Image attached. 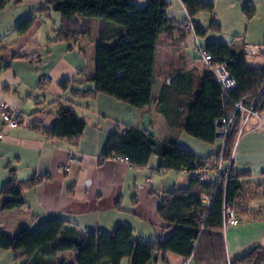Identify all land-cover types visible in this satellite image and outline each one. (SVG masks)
Returning a JSON list of instances; mask_svg holds the SVG:
<instances>
[{
  "label": "crops",
  "instance_id": "crops-1",
  "mask_svg": "<svg viewBox=\"0 0 264 264\" xmlns=\"http://www.w3.org/2000/svg\"><path fill=\"white\" fill-rule=\"evenodd\" d=\"M30 1L28 14L21 17L7 13L5 8L0 11V102L31 120L26 128H5L0 118V190L9 169L14 170L18 181L34 176L42 180L35 187L22 188L23 206L0 211V232L12 236L53 218L66 220L82 231L108 233L116 225L127 223L139 243L148 244L153 256L158 255L153 264H182L180 256L157 252L156 239L168 234L163 231L165 225L157 209L159 195L186 186L188 175L168 169L158 174L156 155L145 167L133 168L116 159L100 161V154L110 134L121 135L128 128L144 130L158 141H172L199 158L216 156L221 141L216 138L213 144H205L168 126L156 109L160 77L154 76L151 101L142 109L103 93L93 95L97 47L100 43L111 44L124 29L101 19L85 22L77 15L65 39H58L60 25L46 33L41 21L51 11H33L43 0ZM131 1L137 5L145 2ZM167 1L166 17L172 28L169 34L159 35L156 58L160 50L169 53V74L174 72L172 66L184 64L187 71L196 69L202 75L206 67L198 59L197 50H204L209 42L225 43L231 53L238 55H243L245 46L264 42V0H201L212 3L213 12H200L193 19L180 0ZM247 2L254 12L246 21L242 8ZM28 17L33 23L26 33L18 34L16 26ZM211 23L237 33L234 37L216 34L208 30ZM195 27L205 35L198 38ZM52 46L57 49L54 56L49 50ZM244 58L249 67L264 68V55ZM62 82L67 83L66 89L61 87ZM73 88L91 94L73 96ZM58 102L70 105L84 121L85 129L78 139H56L42 133V128L55 122ZM231 167L234 173L246 176L240 180L241 189L233 203L238 222L223 229L230 259L256 246L264 248V108L258 117L249 118V126L237 137ZM0 264H15L13 253L0 249Z\"/></svg>",
  "mask_w": 264,
  "mask_h": 264
},
{
  "label": "trees",
  "instance_id": "trees-1",
  "mask_svg": "<svg viewBox=\"0 0 264 264\" xmlns=\"http://www.w3.org/2000/svg\"><path fill=\"white\" fill-rule=\"evenodd\" d=\"M21 0H0V11L9 2ZM190 19L200 12L212 13L213 4L201 0H180ZM167 0H145L137 5L131 0H43L33 11L46 8L61 15L58 39H65V33L75 16L95 18L124 29L118 32L111 44L100 43L97 47L96 71L93 78V95L103 93L130 107L142 109L151 101L153 78L156 75V46L161 33L169 34L171 22L166 17ZM246 19H251L254 8L250 2L242 8ZM33 19L20 22L15 31L24 34ZM208 30H218L211 23ZM195 35H205L200 27L194 28ZM204 51L213 63L226 62L236 88L224 97L215 78L206 69L202 75L196 69L186 70L185 65L174 69L161 82L157 112L162 114L168 126L183 130L187 135L205 144L216 140V122L230 114L233 101L243 99L245 105L264 108V68L249 67L243 55L233 54L225 43L209 42ZM61 87L66 89L67 83ZM73 96H85L90 92L70 90ZM55 122L42 128L43 134L56 139H78L85 129L68 104L58 102ZM239 124L228 132L222 150V159L229 161L227 179H219L217 187L211 183L190 180L184 187L162 192L157 209L164 222L166 236L156 239L158 254L171 252L191 264H261L264 248L256 246L242 256L230 259L223 236L222 210L237 198L241 189L240 180L246 174L233 172L232 151L238 137ZM199 158L193 153L175 146L172 141H158L144 130L128 128L123 134H110L100 154V161L125 157L129 166L143 168L150 157L159 158L158 169L180 172L190 171L208 158ZM264 174V171H263ZM42 177L18 181L14 170H8V179L0 190V211L23 206L21 190L35 187ZM210 198L207 208L201 197ZM234 209V208H233ZM235 211V210H234ZM0 249L13 253L20 264H120L123 258L129 264L156 262L148 244H140L133 229L127 223L116 225L111 232L100 230L82 231L66 220L47 219L35 228L25 227L12 236L0 232ZM70 253V260L67 254ZM163 261V260H162Z\"/></svg>",
  "mask_w": 264,
  "mask_h": 264
},
{
  "label": "built area",
  "instance_id": "built-area-1",
  "mask_svg": "<svg viewBox=\"0 0 264 264\" xmlns=\"http://www.w3.org/2000/svg\"><path fill=\"white\" fill-rule=\"evenodd\" d=\"M190 26V23H187ZM264 55V42L258 45L245 46L243 49V56ZM198 59L205 65L206 69L211 73L218 83L222 95L228 97V95L236 88V82L231 77L227 68L226 62L213 63L212 58L204 50H197ZM233 110L227 116L220 118L216 122V138L222 143L221 154L216 159L208 158L201 162L196 168L180 172L186 173L190 180L199 181L201 183H211L214 187H217L219 179H227L229 174V161L225 162L222 159V150L225 138L230 129L239 124L238 136L242 134L244 129L249 126L250 117H258L259 111L254 108V104L251 106L245 105L243 99L233 101ZM0 118L3 121L5 128H17V127H29L30 116L22 114L17 109H12L6 102H0ZM2 133H0V139ZM116 160L127 162L125 157H116ZM164 168L158 169V174H162ZM203 204L208 208L210 205V198L203 194L201 197ZM238 222L234 209L230 205L223 206L222 210V225L225 228L227 225H234ZM182 264H191V256L184 259Z\"/></svg>",
  "mask_w": 264,
  "mask_h": 264
},
{
  "label": "rangeland",
  "instance_id": "rangeland-1",
  "mask_svg": "<svg viewBox=\"0 0 264 264\" xmlns=\"http://www.w3.org/2000/svg\"><path fill=\"white\" fill-rule=\"evenodd\" d=\"M142 1V0H141ZM145 1V0H144ZM31 1L30 0H21L19 3H14V2H9L5 9L6 12L18 17H21L23 15V13H27L28 14V9L31 6ZM145 3V2H144ZM143 5V4H141ZM26 14V15H27ZM81 18V20L86 21H90V22H94V18H83V17H79ZM245 18V17H244ZM246 20V18H245ZM41 21H43V25L46 26V33L47 31L49 33H52L53 28L58 27V25H60L61 23V15L57 12H53L51 11L49 14H44L41 17ZM247 21V20H246ZM212 32H215L216 34L219 35H223V36H228V37H234L236 35L237 32L229 30V29H225V28H218V30H211ZM50 37V36H49ZM45 41H48L47 38H45ZM51 50L53 56L57 54V49H55V47H51ZM191 55V54H190ZM192 57V55H191ZM169 74V53H165L164 50H160V52H158L157 54V58H156V77H160L161 78V82L167 78ZM203 143V142H202ZM220 156V154H218L217 158ZM216 158V159H217ZM169 174H172L169 172ZM180 175V174H178ZM150 238L149 236L145 237ZM67 260H70V253H68L67 255ZM234 258V255H231V259ZM14 262L15 264H20V262L16 261L14 258ZM120 264H129V259L128 258H123L120 261ZM149 264H153L152 261ZM264 264V261L261 263Z\"/></svg>",
  "mask_w": 264,
  "mask_h": 264
}]
</instances>
